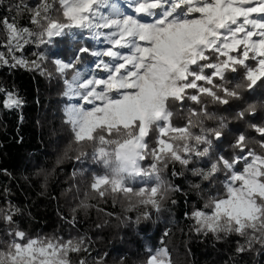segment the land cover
Here are the masks:
<instances>
[{
    "label": "snow or ice",
    "instance_id": "obj_1",
    "mask_svg": "<svg viewBox=\"0 0 264 264\" xmlns=\"http://www.w3.org/2000/svg\"><path fill=\"white\" fill-rule=\"evenodd\" d=\"M13 8L17 15L27 12L34 27L21 26L15 17L0 18V68L52 78L43 67L47 56L37 52L28 60L25 47L52 45L56 38L81 45L69 60L52 61L64 86L61 95L74 101L63 111L70 138L56 164L90 159L103 169L92 174L74 213L94 207L90 200L109 198L115 205L119 197L128 211L142 206L160 213L165 203H178L174 194L183 193L163 175L171 165L173 177L190 170L201 183L222 185L187 217L197 236L218 242L239 237L238 255L256 251L257 245L264 250V121L247 119L264 110V101L249 103L244 97L258 85L264 88V0H40L32 8L17 0L8 10ZM85 39L104 46L90 48L83 45ZM85 55L95 58L92 71L78 67ZM0 95L5 110L25 104L15 90L0 86ZM233 102L245 106L232 119L243 121L259 138L240 132L229 145L232 154L225 156L217 142L223 141L229 118L209 111V105ZM179 113L185 114L182 125L173 123ZM201 161L209 166L189 169ZM46 182L47 174L44 187ZM137 182L144 186L134 188ZM201 183L190 188L202 194ZM18 214L11 202L0 208V220L8 226L7 239H0V264H72V254L89 252L83 237H27L14 219ZM64 219L76 222L75 215ZM150 219L145 210L136 223ZM147 251L142 264H175L166 246ZM78 264L87 261L81 258Z\"/></svg>",
    "mask_w": 264,
    "mask_h": 264
},
{
    "label": "trees",
    "instance_id": "obj_2",
    "mask_svg": "<svg viewBox=\"0 0 264 264\" xmlns=\"http://www.w3.org/2000/svg\"><path fill=\"white\" fill-rule=\"evenodd\" d=\"M16 2L17 0H5L4 6H0V18L8 17L11 21L15 17L21 26L34 27L29 23L27 12L17 15L15 8L8 10L9 5ZM24 2L32 8L40 0ZM2 37L3 31L0 29V38ZM83 45L90 48L103 47L88 39L83 40ZM79 46L81 45L68 39L56 38L52 45L37 48L34 44H29L25 47L23 55L28 60L36 59L33 53L37 52L47 56L43 67L52 73V78L41 75L39 71L0 68V86L15 90L25 101L20 110L9 111L0 106V208L7 207L11 202L20 209V214L14 219L29 238H85L89 252L72 254V264H78L81 258L86 259L87 264H95L99 260L103 264H120L121 261L123 264H142L149 255L148 249L155 250L161 246L169 249L175 264H264V250H260L259 245L256 246V251L238 255L235 251L236 242L240 240L242 243L241 238L232 236L218 242L211 236H197L191 230L194 221L187 217L194 208H203L209 195L222 191V185L218 181L214 184L208 181L201 183L200 178L192 176L190 170L184 171L182 176L173 177L170 165L169 171L163 174L173 184L179 185L183 193L174 194L178 203H165L164 210L160 213L142 206L128 211L127 201L122 197L117 199L115 205L109 198L104 201L93 199L89 203L94 207L87 211L78 209L73 212L88 191L92 174L103 171L90 159H84L83 163L72 159L56 164L70 138L63 115L64 108L70 101L61 95L64 86L56 75L52 61L69 60L73 56V48ZM94 62V57L85 55L78 67L92 71ZM235 82L234 80L233 83ZM244 97L249 103L264 101V88L258 85L253 93L245 92ZM3 100V95H0V101ZM185 103L190 107H198L191 102ZM244 106V102H233L230 106L209 105V111L229 118L225 137L222 142H217V151L225 156L232 154L229 145L240 132L259 138L243 121L232 119L235 111ZM184 115H175L173 123L184 124ZM247 119L252 123L264 121V110L258 109L255 117ZM207 125L213 127L215 121H207ZM197 166L206 168L209 163H194L189 169ZM175 167L178 172L182 171L178 163ZM74 172L77 173L75 177ZM45 174L47 187H44ZM218 175L223 180V175ZM190 183H201L203 193L198 194L191 189ZM139 186L144 185L139 182L133 185L134 188ZM145 210L151 212V219L141 220L137 224V216ZM73 215L76 217L75 224L64 219H71ZM7 227L0 220V239H7ZM168 230L170 232L166 237L164 233Z\"/></svg>",
    "mask_w": 264,
    "mask_h": 264
},
{
    "label": "rangeland",
    "instance_id": "obj_3",
    "mask_svg": "<svg viewBox=\"0 0 264 264\" xmlns=\"http://www.w3.org/2000/svg\"><path fill=\"white\" fill-rule=\"evenodd\" d=\"M121 2H122V0H121ZM103 46H104V45H103ZM106 59H107V58H106ZM71 102H74V101H70V103H71Z\"/></svg>",
    "mask_w": 264,
    "mask_h": 264
}]
</instances>
